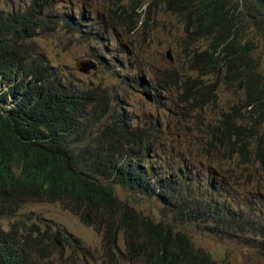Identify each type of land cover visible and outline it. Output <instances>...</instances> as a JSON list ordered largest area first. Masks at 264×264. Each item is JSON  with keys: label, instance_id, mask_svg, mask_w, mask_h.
<instances>
[{"label": "trees", "instance_id": "trees-1", "mask_svg": "<svg viewBox=\"0 0 264 264\" xmlns=\"http://www.w3.org/2000/svg\"><path fill=\"white\" fill-rule=\"evenodd\" d=\"M140 1L130 5L141 7ZM150 3L184 24L190 47L211 40L206 48H191L199 77L184 81L191 87L184 91L188 105L181 106L180 119L193 123L199 137L195 148L168 132L158 115L134 124L117 97L78 86L29 47L38 29L54 30L65 21L78 31L82 21L49 14V0H18L0 10V264H31L29 257L38 251L54 253L64 241L81 242L54 220L42 229L19 218L35 202L59 204L93 227L108 255L123 239L119 264H219L194 243L183 227L188 223L212 235L237 229L264 255V218L230 203L231 188H259L264 177V77L252 71L257 63L250 38L256 33L264 42V0ZM221 79L244 90V107L233 106L206 124L196 114L217 105ZM156 102L167 108L162 99ZM203 157L217 163L206 167L215 175L207 182ZM117 186L159 202L165 216L143 214L120 198Z\"/></svg>", "mask_w": 264, "mask_h": 264}, {"label": "rangeland", "instance_id": "rangeland-1", "mask_svg": "<svg viewBox=\"0 0 264 264\" xmlns=\"http://www.w3.org/2000/svg\"><path fill=\"white\" fill-rule=\"evenodd\" d=\"M17 1L0 0V10L9 8ZM25 1L29 3L31 0ZM131 1L49 0L53 2L47 9L49 14H58L56 18L69 14L82 21L84 26L76 31L68 29L63 21L54 30L38 29L29 47L43 52L50 64L78 86L96 90V94L105 90L112 100L117 97L119 107L130 115L134 124H143L150 117L156 119L158 115L168 132L175 137L178 135L182 143L188 142L195 148V139L199 137L192 122L181 121L180 108L188 105L184 91L186 87H191L184 81L189 77L192 80L199 77L198 69L193 67L190 59L191 48H206L211 40L201 39L190 47L185 41L184 24L174 14L151 4V0H141V7L138 8H133ZM123 5L125 10L121 7ZM257 37L256 33L250 34L255 42L251 52L257 63L252 71H258L264 77V42ZM246 40L244 38V43ZM79 60L90 61L95 68L89 73H83L76 67ZM201 78L209 80L204 76ZM208 78L217 82L214 76ZM150 85L156 90L149 91ZM217 85V105L205 106L196 114L198 120L206 124L215 121L221 112L233 106L244 107L245 92L237 84L228 86L221 79ZM157 99H162L167 108H159ZM166 145L169 146V142ZM199 162L203 168V181L213 180L215 175L206 167L209 164L216 166L217 163L204 157ZM259 186L231 188L230 203L238 205L250 217L256 218L260 214L264 218V177ZM116 190L123 201L135 206L143 214L156 220L165 216L159 202L119 186ZM210 191L214 193L212 189ZM237 208L234 207L239 212ZM19 218L29 225L38 223L42 229L46 222L54 220L58 226L81 240L78 246L64 241V245L54 253L48 248L38 251L29 257L31 264H119V257L125 248L121 239L117 247L113 248L114 255L106 254L102 234L82 223L76 215L59 204L30 203L21 210ZM3 222L7 226L8 220ZM183 227L192 236L194 243L211 252L219 264H264V255L249 247L244 235L237 229H233V234L239 233L238 237L233 234L204 233L190 223ZM121 264H127V260L121 261Z\"/></svg>", "mask_w": 264, "mask_h": 264}, {"label": "water", "instance_id": "water-1", "mask_svg": "<svg viewBox=\"0 0 264 264\" xmlns=\"http://www.w3.org/2000/svg\"><path fill=\"white\" fill-rule=\"evenodd\" d=\"M90 61L79 60L76 64V67L79 71L84 73H89L92 68H95L94 63H89ZM150 98V97H149Z\"/></svg>", "mask_w": 264, "mask_h": 264}, {"label": "clouds", "instance_id": "clouds-1", "mask_svg": "<svg viewBox=\"0 0 264 264\" xmlns=\"http://www.w3.org/2000/svg\"><path fill=\"white\" fill-rule=\"evenodd\" d=\"M140 84H143V82L142 83H140ZM147 84V83H146ZM149 97H150V95H149Z\"/></svg>", "mask_w": 264, "mask_h": 264}, {"label": "bare ground", "instance_id": "bare-ground-1", "mask_svg": "<svg viewBox=\"0 0 264 264\" xmlns=\"http://www.w3.org/2000/svg\"><path fill=\"white\" fill-rule=\"evenodd\" d=\"M52 4H53V2H52ZM84 73V72H83Z\"/></svg>", "mask_w": 264, "mask_h": 264}]
</instances>
